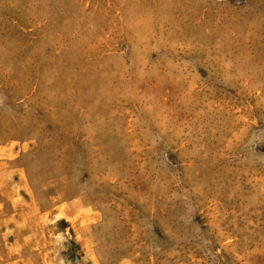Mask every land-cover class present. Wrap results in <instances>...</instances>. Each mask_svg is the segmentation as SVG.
<instances>
[{
	"label": "rangeland",
	"instance_id": "1",
	"mask_svg": "<svg viewBox=\"0 0 264 264\" xmlns=\"http://www.w3.org/2000/svg\"><path fill=\"white\" fill-rule=\"evenodd\" d=\"M0 264H264V0H0Z\"/></svg>",
	"mask_w": 264,
	"mask_h": 264
}]
</instances>
